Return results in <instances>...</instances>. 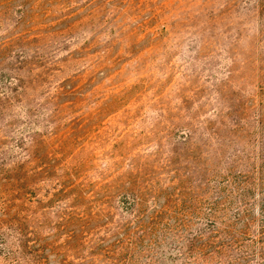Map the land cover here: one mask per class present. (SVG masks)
Masks as SVG:
<instances>
[{"label": "rangeland", "instance_id": "374dc122", "mask_svg": "<svg viewBox=\"0 0 264 264\" xmlns=\"http://www.w3.org/2000/svg\"><path fill=\"white\" fill-rule=\"evenodd\" d=\"M0 264H264V0H0Z\"/></svg>", "mask_w": 264, "mask_h": 264}]
</instances>
